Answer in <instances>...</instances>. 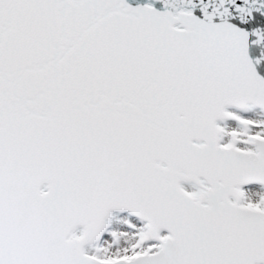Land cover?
<instances>
[{"label": "snow or ice", "instance_id": "snow-or-ice-1", "mask_svg": "<svg viewBox=\"0 0 264 264\" xmlns=\"http://www.w3.org/2000/svg\"><path fill=\"white\" fill-rule=\"evenodd\" d=\"M0 264H264V0H0Z\"/></svg>", "mask_w": 264, "mask_h": 264}]
</instances>
